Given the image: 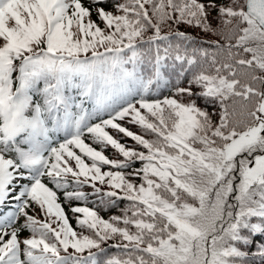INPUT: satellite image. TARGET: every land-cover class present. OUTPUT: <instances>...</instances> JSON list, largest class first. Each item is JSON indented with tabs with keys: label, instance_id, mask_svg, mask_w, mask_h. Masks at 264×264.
<instances>
[{
	"label": "snow or ice",
	"instance_id": "6c2138e0",
	"mask_svg": "<svg viewBox=\"0 0 264 264\" xmlns=\"http://www.w3.org/2000/svg\"><path fill=\"white\" fill-rule=\"evenodd\" d=\"M0 264H264V0H0Z\"/></svg>",
	"mask_w": 264,
	"mask_h": 264
},
{
	"label": "trees",
	"instance_id": "16d2710c",
	"mask_svg": "<svg viewBox=\"0 0 264 264\" xmlns=\"http://www.w3.org/2000/svg\"><path fill=\"white\" fill-rule=\"evenodd\" d=\"M129 142H130V141H129ZM102 214H103V215H107V213H102ZM71 215H72V214L69 213V216H70V217H71ZM73 223H74V221H73ZM257 239L259 240V239H260V236H257ZM111 251H112V252H116V249L113 248V249H111Z\"/></svg>",
	"mask_w": 264,
	"mask_h": 264
}]
</instances>
